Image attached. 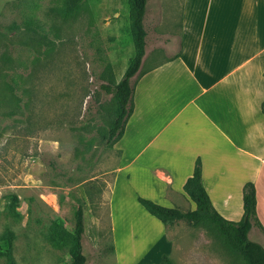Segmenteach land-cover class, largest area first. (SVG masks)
I'll use <instances>...</instances> for the list:
<instances>
[{
	"label": "rangeland",
	"instance_id": "obj_1",
	"mask_svg": "<svg viewBox=\"0 0 264 264\" xmlns=\"http://www.w3.org/2000/svg\"><path fill=\"white\" fill-rule=\"evenodd\" d=\"M128 1L0 0V264L8 239L15 264H70L79 207L85 264L123 263L109 222L119 152L106 137L134 56ZM182 3L147 0L146 53L163 48L153 61L178 46ZM173 226L174 264H245L212 225ZM248 238L264 246L258 229Z\"/></svg>",
	"mask_w": 264,
	"mask_h": 264
},
{
	"label": "crops",
	"instance_id": "obj_2",
	"mask_svg": "<svg viewBox=\"0 0 264 264\" xmlns=\"http://www.w3.org/2000/svg\"><path fill=\"white\" fill-rule=\"evenodd\" d=\"M231 9L229 24L220 27ZM180 32L178 46L162 61L150 57L163 51L161 45L154 52L145 49L134 77L149 57L152 64L132 87L131 101L140 99L113 145L119 159L109 222L120 264L171 258L173 225L180 221L163 224L137 198L194 210L183 186L197 159L202 186L226 220L241 219L243 186L254 184L264 230V0H218L211 7L183 0Z\"/></svg>",
	"mask_w": 264,
	"mask_h": 264
},
{
	"label": "trees",
	"instance_id": "obj_3",
	"mask_svg": "<svg viewBox=\"0 0 264 264\" xmlns=\"http://www.w3.org/2000/svg\"><path fill=\"white\" fill-rule=\"evenodd\" d=\"M130 9V33L134 46V56L129 62L122 79L116 85L117 111L107 133L106 142L109 147L122 137L128 117L133 112L130 106L133 88L130 80L138 72L145 54L146 31L144 17L147 0H129ZM261 112L264 115V102L261 105ZM183 191L195 209L181 212L174 208H167L158 205L148 199L137 198V202L153 217L163 224H173L175 221L185 220L191 225L207 223L216 228L225 243L236 251L244 260L245 264H264V248L248 238L253 227H257L264 233V230L256 215V190L252 182L243 186L242 203L243 214L239 221L233 222L224 219L213 208L210 199L201 182V161L197 159L194 164L193 174L187 179ZM83 210H77L74 249L70 264H85L86 258L82 253L81 242L83 239ZM6 264H15L12 257V241H7V252L5 253ZM161 264H174L167 256L162 258Z\"/></svg>",
	"mask_w": 264,
	"mask_h": 264
}]
</instances>
